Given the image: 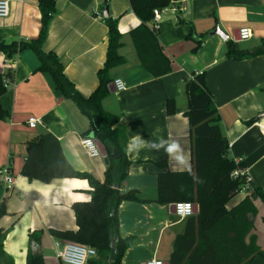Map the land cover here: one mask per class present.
Wrapping results in <instances>:
<instances>
[{
    "label": "crops",
    "instance_id": "crops-1",
    "mask_svg": "<svg viewBox=\"0 0 264 264\" xmlns=\"http://www.w3.org/2000/svg\"><path fill=\"white\" fill-rule=\"evenodd\" d=\"M8 1L9 13L0 18V42L36 38L40 28L37 0ZM103 1L54 0L55 12L42 44L43 52H53L61 60L65 77L84 96L97 88V72L106 57ZM175 4L179 9L162 12L158 22L157 39L171 61V71L160 77L151 76L139 63L129 32L140 21L128 0H110L107 5L108 15L121 34L117 52L125 60L110 69V85L114 79H122L125 88H109L101 107L117 117L113 128L120 129L125 138L130 163L120 192L135 190L146 200H125L118 205V236L127 243L120 264H144L151 258L169 264L175 237L185 229L187 218L175 215L170 204L154 199L157 174L162 171L157 162L165 160L172 171L192 168L184 89V81L192 73L204 72L220 116V131L228 141V156L243 163L251 188L264 192V53L239 60L225 55L226 40L237 43L240 49L260 46L264 40V0H175ZM216 27L227 33L226 40L214 34ZM242 27L251 30L249 44L241 45L244 41L238 38ZM198 39L202 44L193 52ZM38 63L30 49L9 59L0 51V73L10 70L12 75L0 96V105L9 113L7 119H0V167L9 165L14 178L10 189L0 185V204L5 208L0 228L8 230L2 247L14 264H25L28 236L36 232L40 234L44 264H63L57 253L67 241L56 239L50 230L76 231L71 206L89 201L91 188L81 178H53L47 183L28 179L21 173L25 145L49 133L58 140L74 170L89 173L100 182L105 179V161L102 156L86 154L81 139L97 140L88 118L54 86L48 72L36 70ZM168 98L175 103L173 115L165 111ZM30 117L40 123L29 127L26 121ZM161 139L167 141L163 147H159ZM173 142L178 143L179 150L169 154L166 150ZM177 157H183L184 162ZM247 195L240 190L226 208L231 209ZM253 200L256 215L251 233L264 252V203ZM98 258L97 254L86 264ZM249 264H264V255L257 254Z\"/></svg>",
    "mask_w": 264,
    "mask_h": 264
},
{
    "label": "trees",
    "instance_id": "trees-1",
    "mask_svg": "<svg viewBox=\"0 0 264 264\" xmlns=\"http://www.w3.org/2000/svg\"><path fill=\"white\" fill-rule=\"evenodd\" d=\"M109 1H103V8ZM128 2L130 10L140 21L129 32L140 65L153 77L169 73L171 61L163 53L157 30L151 29L150 21L153 10L166 7L170 0ZM37 7L40 13L37 37L28 41L0 42V51L9 59L22 50H32L39 62L36 70L48 72L54 86L88 118L90 131L104 145L106 152L105 179L100 182L89 173L74 170L64 158L58 140L49 133L27 141L21 173L28 179L45 183L53 178L86 179L91 188L89 201L74 202L71 206L76 231L51 229L50 234L56 239L94 248L99 258L91 260L90 264H120L127 243L118 236V205L125 200H143L135 190L120 192L130 163L125 154V138L120 129L113 128L117 117L101 107L102 99L109 92L110 69L125 61L117 52L121 34L116 21L109 15L104 17L107 26L105 61L97 72V88L84 96L65 77L61 60L53 52L42 51L55 12L54 0H37ZM201 44V39L196 40L193 52H197ZM225 45L226 57L237 60L264 53V40L253 49H240L237 43L229 40L225 41ZM11 76L10 70L0 73V96L7 89L3 85V78ZM206 83L203 71L192 73L184 81L188 98L185 116L190 131L192 168L172 171L167 169L165 160L157 162L162 171L157 174L154 201L163 205L181 201L197 205L196 213L187 217L183 233L175 237L169 264H249L257 254L264 255L257 247L256 236L251 233L256 215L253 199L258 198L264 203V192L258 187L252 188L249 195L237 205L226 208L227 202L244 184V179L232 177V172L244 166L228 156V141L220 131V116ZM165 111L168 115L174 114L175 103L172 98L166 99ZM8 116V111L0 105V119H7ZM4 214V205L0 204V218ZM7 232L0 228V264H14L12 257L2 247ZM39 238V233L29 234L25 264H44L39 251Z\"/></svg>",
    "mask_w": 264,
    "mask_h": 264
},
{
    "label": "built area",
    "instance_id": "built-area-1",
    "mask_svg": "<svg viewBox=\"0 0 264 264\" xmlns=\"http://www.w3.org/2000/svg\"><path fill=\"white\" fill-rule=\"evenodd\" d=\"M179 8L175 4V0H170L169 5L161 9H154L152 12V18L150 21V27L152 30L156 31L158 27V22L161 18L162 12L166 10L176 11ZM9 13V1L0 0V18L6 17ZM239 40L245 41L251 38V30L247 27H242L238 30ZM11 83L8 77L3 78V85L7 88ZM113 84L116 90H122L125 88V84L122 79H114ZM27 125L29 127H35L40 123V120L34 117L27 119ZM82 147L84 148L86 154L89 157H99L100 152L95 140L91 137H84L80 141ZM232 177H242L244 179V184L241 187V191L250 193L251 191V178L246 173L244 167L237 168L232 172ZM14 183V178L9 165L0 167V185L4 186L6 189H10ZM174 204V213L180 218H187L193 215V205L194 203L188 201L176 202ZM96 256V251L94 248L87 246L85 244H80L76 242H66L62 246L61 250L57 253V257L63 264H86L90 258ZM144 264H164L161 259L151 258L145 261Z\"/></svg>",
    "mask_w": 264,
    "mask_h": 264
},
{
    "label": "water",
    "instance_id": "water-1",
    "mask_svg": "<svg viewBox=\"0 0 264 264\" xmlns=\"http://www.w3.org/2000/svg\"><path fill=\"white\" fill-rule=\"evenodd\" d=\"M108 7L107 6H105L103 9H102V15L104 16V17H106V16H108ZM214 34H218L223 40H226L227 39V33H225V32H223L220 28H218V27H216V29H214ZM235 40H238V38H234ZM109 88L111 89V90H113L114 91V84H111L110 86H109ZM263 115H264V113H262ZM95 143H96V145L98 146V149H99V152H100V156H102L103 158H104V161H105V158H106V152H105V150H104V148H103V146L96 140L95 141ZM170 207L172 208V209H174V204H170ZM196 211H197V205L196 204H194L193 205V214H195L196 213ZM165 264H168V263H165Z\"/></svg>",
    "mask_w": 264,
    "mask_h": 264
},
{
    "label": "clouds",
    "instance_id": "clouds-1",
    "mask_svg": "<svg viewBox=\"0 0 264 264\" xmlns=\"http://www.w3.org/2000/svg\"><path fill=\"white\" fill-rule=\"evenodd\" d=\"M134 139H136V138H134ZM165 143H167V141H165L164 139H161L160 144H159V147H163V145H164ZM178 150H179V145H178V143H177V142H173V143H171V144L168 145L166 151H167L169 154H173V153H176ZM177 159H179V160L181 161V163L184 162L183 157H177Z\"/></svg>",
    "mask_w": 264,
    "mask_h": 264
},
{
    "label": "rangeland",
    "instance_id": "rangeland-1",
    "mask_svg": "<svg viewBox=\"0 0 264 264\" xmlns=\"http://www.w3.org/2000/svg\"><path fill=\"white\" fill-rule=\"evenodd\" d=\"M249 43H250V41L248 40V41L242 42L241 45H245V44H249Z\"/></svg>",
    "mask_w": 264,
    "mask_h": 264
}]
</instances>
